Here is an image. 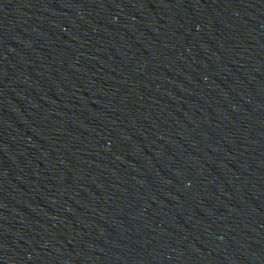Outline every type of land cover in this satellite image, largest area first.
<instances>
[{
    "label": "water",
    "instance_id": "1",
    "mask_svg": "<svg viewBox=\"0 0 264 264\" xmlns=\"http://www.w3.org/2000/svg\"><path fill=\"white\" fill-rule=\"evenodd\" d=\"M0 264H264V0H0Z\"/></svg>",
    "mask_w": 264,
    "mask_h": 264
}]
</instances>
